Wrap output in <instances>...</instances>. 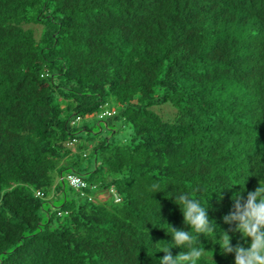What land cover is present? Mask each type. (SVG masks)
Segmentation results:
<instances>
[{"label": "trees", "instance_id": "trees-1", "mask_svg": "<svg viewBox=\"0 0 264 264\" xmlns=\"http://www.w3.org/2000/svg\"><path fill=\"white\" fill-rule=\"evenodd\" d=\"M87 117L108 137L81 166ZM259 182L264 0H0V264H159L169 225L190 231L179 193L208 207L215 264H235L220 231L251 241L223 217Z\"/></svg>", "mask_w": 264, "mask_h": 264}, {"label": "clouds", "instance_id": "clouds-1", "mask_svg": "<svg viewBox=\"0 0 264 264\" xmlns=\"http://www.w3.org/2000/svg\"><path fill=\"white\" fill-rule=\"evenodd\" d=\"M153 189L155 193L160 192L159 185H153ZM233 200L234 211L224 216L223 221L225 224L235 225L229 231L239 233L241 238L250 239L251 243L248 247L241 244L233 247L229 232L220 231L218 244L221 252L234 253L235 264H264V183L259 182V186L254 191H249L246 200L239 193L233 197ZM174 202L179 206L184 224L190 228V231L169 225L172 243H165V247L160 251L165 255L159 264H199L200 260L209 253L215 264L214 253L205 251L199 241L200 236L206 237L216 230L215 221L209 220L208 207L203 206L199 200L193 199L188 193H179L175 196ZM174 247L183 248L186 251L173 257L171 249Z\"/></svg>", "mask_w": 264, "mask_h": 264}, {"label": "rangeland", "instance_id": "rangeland-1", "mask_svg": "<svg viewBox=\"0 0 264 264\" xmlns=\"http://www.w3.org/2000/svg\"><path fill=\"white\" fill-rule=\"evenodd\" d=\"M161 111L167 115H173V113H174V110L168 106H164ZM81 124H88L90 127H93L92 132H90V133L84 132L83 133L82 138L78 141V143L75 146V149H78L81 152L85 151L86 153H88L90 155L88 158H84L80 162L81 166H87V165L94 162V157H93L92 153L94 151L95 144L102 141L105 137H108V135L105 131H102L100 129V126H99L100 123H99V120L97 118L87 117L86 119L81 121ZM129 133H130V128L126 127L124 130H121L120 135L122 137H126L129 135ZM73 150H74V148H73ZM65 177L67 178V175ZM65 187H66V192L69 195V198H71L72 192H71L70 185L68 183H66ZM54 195L56 196V198L54 199L55 204L59 205L60 202L63 201L64 193L62 192L59 194V193H57V191L53 190L50 198L51 199L54 198ZM104 197H106V195L100 196L99 198L104 200ZM76 199L79 201L81 199V197L76 196ZM46 207L48 208L49 206L46 205Z\"/></svg>", "mask_w": 264, "mask_h": 264}, {"label": "built area", "instance_id": "built-area-1", "mask_svg": "<svg viewBox=\"0 0 264 264\" xmlns=\"http://www.w3.org/2000/svg\"><path fill=\"white\" fill-rule=\"evenodd\" d=\"M107 113V112H106ZM106 114L105 113H103L101 116L103 117V116H105ZM76 142V140H73L72 142H69L68 143V146H73L74 145V143ZM67 181L69 182V184L72 186V187H74V188H76V189H78V190H84V189H86L87 187H88V183L82 178V177H80V176H78V175H75V174H69L68 176H67ZM93 188H96V186H94ZM114 192V191H113ZM114 194H115V200L118 202V201H120V198H119V196L114 192ZM42 195V194H41Z\"/></svg>", "mask_w": 264, "mask_h": 264}, {"label": "crops", "instance_id": "crops-1", "mask_svg": "<svg viewBox=\"0 0 264 264\" xmlns=\"http://www.w3.org/2000/svg\"><path fill=\"white\" fill-rule=\"evenodd\" d=\"M101 196H103V195H101ZM106 197H107V196H106ZM106 197H104L105 200L107 199Z\"/></svg>", "mask_w": 264, "mask_h": 264}]
</instances>
